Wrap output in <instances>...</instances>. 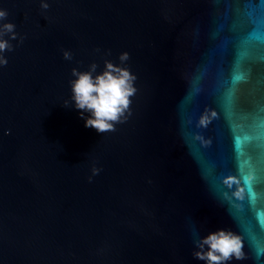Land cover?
I'll return each instance as SVG.
<instances>
[{
	"label": "water",
	"instance_id": "1",
	"mask_svg": "<svg viewBox=\"0 0 264 264\" xmlns=\"http://www.w3.org/2000/svg\"><path fill=\"white\" fill-rule=\"evenodd\" d=\"M245 2L0 0L24 36L0 66V264H206L187 218L201 234L230 220L180 140L177 106L190 67L230 70ZM123 51L137 75L131 115L101 133L64 103L72 69L95 60L102 70ZM197 103L220 107L214 92ZM205 131L213 158L230 166L222 107Z\"/></svg>",
	"mask_w": 264,
	"mask_h": 264
},
{
	"label": "clouds",
	"instance_id": "2",
	"mask_svg": "<svg viewBox=\"0 0 264 264\" xmlns=\"http://www.w3.org/2000/svg\"><path fill=\"white\" fill-rule=\"evenodd\" d=\"M40 2L42 8L50 7L49 0ZM238 11L231 27L239 34L237 55L230 70L217 72L208 62L190 67L184 74L188 90L177 106L180 140L208 193L230 220L227 226L201 234L200 225L187 218L196 245L193 255L206 264H228L249 256L264 264V0H246ZM9 15V9L0 5V66L8 63L5 53L15 47L13 40L18 36L24 40ZM73 56L71 49L64 50L66 59ZM129 57L123 51L120 62L106 58L102 70L95 60L86 69L73 67L71 95L64 103L74 102L87 127L103 133L131 115L137 75L127 64ZM206 92L218 96L220 107H198ZM221 107L231 136L230 166L213 158L215 140L205 131L220 117ZM99 171L93 168V173Z\"/></svg>",
	"mask_w": 264,
	"mask_h": 264
}]
</instances>
